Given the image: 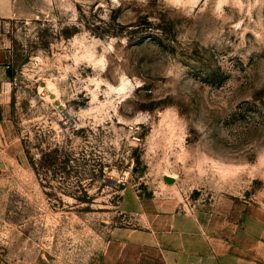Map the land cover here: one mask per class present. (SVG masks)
<instances>
[{
    "label": "rangeland",
    "instance_id": "1",
    "mask_svg": "<svg viewBox=\"0 0 264 264\" xmlns=\"http://www.w3.org/2000/svg\"><path fill=\"white\" fill-rule=\"evenodd\" d=\"M12 1L0 264H101L127 188L264 218V0Z\"/></svg>",
    "mask_w": 264,
    "mask_h": 264
},
{
    "label": "crops",
    "instance_id": "2",
    "mask_svg": "<svg viewBox=\"0 0 264 264\" xmlns=\"http://www.w3.org/2000/svg\"><path fill=\"white\" fill-rule=\"evenodd\" d=\"M20 16L19 2L0 0V20ZM5 57L0 51V67ZM252 208L230 217L166 192L127 188L121 210L134 223L111 229L101 264H264V218Z\"/></svg>",
    "mask_w": 264,
    "mask_h": 264
}]
</instances>
